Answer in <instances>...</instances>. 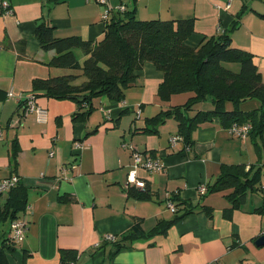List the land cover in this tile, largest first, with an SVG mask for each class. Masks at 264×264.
Segmentation results:
<instances>
[{
  "label": "crops",
  "instance_id": "obj_1",
  "mask_svg": "<svg viewBox=\"0 0 264 264\" xmlns=\"http://www.w3.org/2000/svg\"><path fill=\"white\" fill-rule=\"evenodd\" d=\"M8 1L11 12L0 10V178L16 174L27 189V206L18 218L26 224L24 237L13 249L3 247L9 263L58 264L59 251L72 249L77 252L73 264H264V244H256L264 235V135L233 137L213 116L192 131L190 149L182 142L171 147L177 120L169 116L173 121L153 129L147 119L184 103L186 94L161 97L163 71L149 60L137 70L122 100L95 97L84 116L76 115L80 109L75 99L37 95L47 110L46 120L37 121L22 101L7 97V90L27 95L33 93L34 78L76 70L48 64L55 51L40 46L36 26L46 22L57 37L76 35L95 42L104 32V5L97 0ZM109 2L134 8L140 19L193 18V32L186 39L190 45L227 30L241 12L230 32L232 45L252 55L264 81V0ZM73 51L80 62L85 58L80 46ZM226 106L231 108L230 103ZM259 106V100L250 98L239 107L248 111ZM210 108L201 102L190 114ZM74 141L82 146L74 147ZM123 142L164 163L160 171L138 168L148 198L129 194L132 148ZM239 164L259 167V179L244 202L233 206L228 196L233 187L213 185L222 166ZM199 185L206 187L204 193ZM172 194L192 211L164 233L138 236L115 252L103 240L106 233L123 235L138 221L148 232L159 220H171L175 213L167 199ZM7 195L0 193V204ZM10 225L0 222V246Z\"/></svg>",
  "mask_w": 264,
  "mask_h": 264
},
{
  "label": "trees",
  "instance_id": "obj_2",
  "mask_svg": "<svg viewBox=\"0 0 264 264\" xmlns=\"http://www.w3.org/2000/svg\"><path fill=\"white\" fill-rule=\"evenodd\" d=\"M240 18L241 12L230 28L217 34L205 35L196 45L186 42L193 32V18L140 19L134 8L111 13L105 21L103 36L95 42L83 40L76 35L57 37L52 25L41 22L35 30L40 46L55 51L48 64L76 71L48 78H34L32 92L36 96L42 94L75 99L80 109L76 115L84 116L92 107L95 97L106 95L114 100H122L125 89L135 83L137 70L149 60L163 71L158 87L161 97L169 98L173 93L191 92L184 103L148 118L147 123L153 129L156 124L172 116L178 122L177 134L181 135L182 143L191 144L192 131L200 123L217 116L225 127L233 122L249 121L252 125L249 134L262 136L264 81L252 55L232 45L230 32L238 26ZM75 46H80L85 53L81 62L74 54ZM17 48L23 51L22 43H18ZM229 63H237L238 71L228 67ZM250 98L259 100L260 106L248 111L241 110L240 104ZM205 101L211 104L210 109L190 114L195 104ZM227 103L231 104L230 109ZM258 171L259 167L253 165L248 169L242 164L224 165L213 187H233L228 196L233 206H238L244 202L247 190L254 188L259 179ZM129 194L138 198L149 197L147 186L143 189L131 187ZM171 199L176 206L171 220H159L148 232L143 231L139 221L134 223L128 232L111 242L113 251L126 246L138 236L164 233L176 219L192 211L187 207L188 204L178 200L177 194H172ZM26 206L27 189L19 181L8 191L5 202L0 204V222L11 223L18 219L19 213ZM15 243V240L4 235L0 246V264H10L3 247L13 249ZM59 252L58 264H73L76 260L75 250L61 249Z\"/></svg>",
  "mask_w": 264,
  "mask_h": 264
},
{
  "label": "built area",
  "instance_id": "obj_3",
  "mask_svg": "<svg viewBox=\"0 0 264 264\" xmlns=\"http://www.w3.org/2000/svg\"><path fill=\"white\" fill-rule=\"evenodd\" d=\"M104 5V10L102 12V19L106 21L110 14L113 12H123L125 11V6L123 4H110L109 0H97ZM0 10L3 12H11L10 3L8 0H0ZM7 97H13L18 101H22L24 104L25 112L35 113L37 121H45L47 110L45 107L38 104L36 95L34 93H29L27 95H22L20 92L16 93L13 89H9L6 92ZM251 123L246 122H233L226 127L229 135L237 138H246L251 130ZM4 129L0 124V139L3 137ZM178 142H183L181 135L175 133L170 136L169 143L171 147H175ZM191 144H184L186 150L190 149ZM82 146L81 142L74 141V147L79 148ZM122 146L132 148V163L131 168L128 171V183L130 187H135L138 189H143L145 187V181L139 179L137 175L138 168H143L148 171H160L164 169V163L159 157L144 156L139 150L131 146L130 144L123 142ZM52 154V152H50ZM74 166V165H73ZM19 182V177L16 174L0 178V193L8 192L13 186ZM206 187L204 185H199L198 190L200 193L205 192ZM168 208L172 211H176V206L171 199V195L167 199ZM10 231L8 237L19 241L24 237V232L26 229V224L21 219H16L11 222ZM117 239V235L112 233H106L103 235V240L113 242Z\"/></svg>",
  "mask_w": 264,
  "mask_h": 264
},
{
  "label": "rangeland",
  "instance_id": "obj_4",
  "mask_svg": "<svg viewBox=\"0 0 264 264\" xmlns=\"http://www.w3.org/2000/svg\"><path fill=\"white\" fill-rule=\"evenodd\" d=\"M228 65V67H230V68H232V69H234V70H236V71H238V69H239V65L237 64V63H229V64H227ZM82 79H83V77H81ZM182 93H185L186 94V96L184 97V100H186L188 97H189V95H191V92H189V91H187V92H182ZM179 95H182V94H180V93H178ZM168 121H173V120H167L166 119V121L162 124L161 123V126H163V125H165V123H167Z\"/></svg>",
  "mask_w": 264,
  "mask_h": 264
},
{
  "label": "water",
  "instance_id": "obj_5",
  "mask_svg": "<svg viewBox=\"0 0 264 264\" xmlns=\"http://www.w3.org/2000/svg\"><path fill=\"white\" fill-rule=\"evenodd\" d=\"M256 244H264V235L260 236V237L256 240Z\"/></svg>",
  "mask_w": 264,
  "mask_h": 264
}]
</instances>
